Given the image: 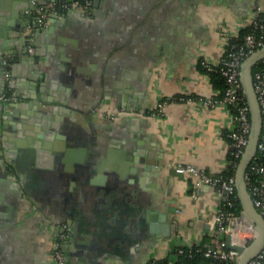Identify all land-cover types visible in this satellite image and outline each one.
Listing matches in <instances>:
<instances>
[{"label":"crops","instance_id":"0c3cea01","mask_svg":"<svg viewBox=\"0 0 264 264\" xmlns=\"http://www.w3.org/2000/svg\"><path fill=\"white\" fill-rule=\"evenodd\" d=\"M256 4L91 0L88 13L51 16L29 54L31 0H0V93L17 95L0 101V264H53L62 221L71 250L89 238L71 264H146L226 236L217 190L174 168L225 169L236 122L198 62L216 66ZM100 182L116 189L120 229L97 211ZM146 212L165 216L169 234L156 236Z\"/></svg>","mask_w":264,"mask_h":264},{"label":"built area","instance_id":"2783aa9c","mask_svg":"<svg viewBox=\"0 0 264 264\" xmlns=\"http://www.w3.org/2000/svg\"><path fill=\"white\" fill-rule=\"evenodd\" d=\"M31 6L33 19L25 30L26 51L29 54L34 53L33 39L36 31L46 26L51 16L60 17L63 13L71 10L88 13L91 10V0H31ZM261 13H264V6L256 4L250 17L244 23V25H251L252 30L246 33L240 41L227 40L217 64L225 82L218 101L230 109L236 122L234 129L227 133V137L229 138L230 153L238 158L246 145L250 127L249 105L240 82V64L249 53L264 45V33L262 32L264 16H260ZM256 63L257 65L252 70V84L260 109L261 128L256 151L246 167L244 180L253 206L264 218V56ZM207 67L211 68L208 65ZM6 74H8L7 70H5ZM15 100H17L15 93L8 91L0 93L2 102ZM161 107L162 102H158L157 113L161 111ZM111 116L113 117V114ZM174 169L180 173L196 175L195 187L200 183H208L217 190L220 202V208L215 216L217 233L221 232L225 235L229 233L232 241L240 244H247L252 239L255 234L254 228L250 227V233H239L237 225L243 223L236 220L237 215L230 209L237 198L234 174L226 175L219 172L210 176L190 164H179ZM69 229L68 224L62 223L61 230L54 241L51 256L55 264H71L64 251V243L69 236ZM203 246L204 255L211 258L209 264H215V260L222 261L223 264H236L238 251L227 246L225 237H214ZM155 260L156 258H151L146 264H155ZM247 264H264V242Z\"/></svg>","mask_w":264,"mask_h":264},{"label":"water","instance_id":"95a60500","mask_svg":"<svg viewBox=\"0 0 264 264\" xmlns=\"http://www.w3.org/2000/svg\"><path fill=\"white\" fill-rule=\"evenodd\" d=\"M41 1V0H37ZM264 56V45L258 49H255L251 53H249L240 64V82L242 86V91L247 99L249 105V114H250V127L247 135V142L241 153L238 162L235 166L234 170V183L237 198L240 202L241 210L239 214L236 216V220L254 228L255 234L252 239L247 244H240L232 241L231 234L227 233L225 236L226 244L229 248H233L238 251V258L236 264H247L248 260L253 257L259 249L262 247L264 242V218L262 215L256 210L251 201L250 195L247 191L244 174L246 167L251 160L252 156L256 151V145L260 133L261 128V115L259 105L255 96V92L252 84V66L258 61L261 57ZM93 181V179H92ZM97 203L101 204V207H98L97 211H102L103 217L108 218L110 223L120 229V225H123L124 222V213L119 208V203L117 202L116 189L113 186H109L107 183H98L97 185ZM102 190L101 192L99 190ZM134 200H131L133 205L136 207L138 204L137 193L133 192ZM136 211H131V213H135ZM148 212V210H147ZM146 212L145 219L147 221L155 220L159 223V230L157 231V224H152L150 229L152 232L156 233V236H166L170 231V224L167 222L165 216L160 213L157 214L155 218H147L148 214ZM106 221V220H105ZM66 222L69 225L70 234L67 238L66 246L64 247V251L70 260L71 255L81 254L83 249L87 247L88 244V236H84L83 238H79L76 242H74V247L77 250H71L73 242V234L71 231V226L68 221ZM110 224V225H111ZM157 231V232H156ZM75 241V240H74ZM71 262V260H70Z\"/></svg>","mask_w":264,"mask_h":264},{"label":"trees","instance_id":"16d2710c","mask_svg":"<svg viewBox=\"0 0 264 264\" xmlns=\"http://www.w3.org/2000/svg\"><path fill=\"white\" fill-rule=\"evenodd\" d=\"M260 16H264V13H261ZM251 30H252L251 25H244L239 28L237 35L231 37L229 40L240 41L241 38ZM262 32L264 33V28L262 29ZM256 65L257 63L252 66V70L255 68ZM198 67L199 69L205 71L209 75L212 85L219 89L221 95V92L223 91L225 86V82L223 76L219 71V66L216 65V66H211V68H208L207 66H203L199 60ZM227 158H228V163L225 169L221 172L226 175H232L234 174L235 166L239 158L233 156L230 153V149ZM230 209L234 212L235 215L239 214L241 210V206L238 198L235 199L234 204ZM203 245H204V241H201L200 243L191 246H177L173 251L174 254L173 257L166 255L162 258H156L155 264H209L211 258L204 255ZM215 264H223V262L219 260H215Z\"/></svg>","mask_w":264,"mask_h":264},{"label":"flooded vegetation","instance_id":"af4514ba","mask_svg":"<svg viewBox=\"0 0 264 264\" xmlns=\"http://www.w3.org/2000/svg\"><path fill=\"white\" fill-rule=\"evenodd\" d=\"M62 223H64V222H60V223H59V228H58L57 234H56L55 237H54V240H53V244H52V248H51L50 254H51L52 251H53L54 241H55V239L57 238V235H58V233H59L60 230H61V225H62ZM65 223H66V222H65ZM69 234H70V232H69ZM66 241H67V240H66ZM66 243H67V242L64 243V247L66 246ZM51 260H52L53 264H55V262H54L52 256H51Z\"/></svg>","mask_w":264,"mask_h":264},{"label":"rangeland","instance_id":"374dc122","mask_svg":"<svg viewBox=\"0 0 264 264\" xmlns=\"http://www.w3.org/2000/svg\"><path fill=\"white\" fill-rule=\"evenodd\" d=\"M232 115V114H231Z\"/></svg>","mask_w":264,"mask_h":264}]
</instances>
